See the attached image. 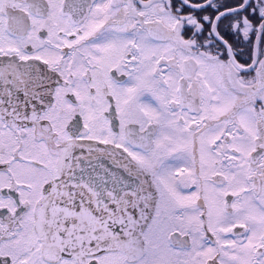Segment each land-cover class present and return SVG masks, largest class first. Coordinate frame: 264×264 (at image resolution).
<instances>
[{
	"label": "snow or ice",
	"instance_id": "snow-or-ice-1",
	"mask_svg": "<svg viewBox=\"0 0 264 264\" xmlns=\"http://www.w3.org/2000/svg\"><path fill=\"white\" fill-rule=\"evenodd\" d=\"M0 264H264V0H0Z\"/></svg>",
	"mask_w": 264,
	"mask_h": 264
}]
</instances>
